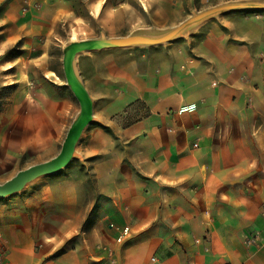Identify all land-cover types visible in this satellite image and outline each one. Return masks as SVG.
I'll list each match as a JSON object with an SVG mask.
<instances>
[{
  "label": "crops",
  "instance_id": "0c3cea01",
  "mask_svg": "<svg viewBox=\"0 0 264 264\" xmlns=\"http://www.w3.org/2000/svg\"><path fill=\"white\" fill-rule=\"evenodd\" d=\"M195 1L0 0V61L61 23L89 19L113 34L165 28ZM102 52L77 58L95 118L108 122L135 102L147 114L91 132L101 143L86 148L89 182L55 178L0 202L2 264H264V14H230L143 52ZM50 88L36 135L54 138L69 102L64 86Z\"/></svg>",
  "mask_w": 264,
  "mask_h": 264
},
{
  "label": "rangeland",
  "instance_id": "374dc122",
  "mask_svg": "<svg viewBox=\"0 0 264 264\" xmlns=\"http://www.w3.org/2000/svg\"><path fill=\"white\" fill-rule=\"evenodd\" d=\"M234 1V0H225ZM201 3L196 0L193 10H203ZM192 10V11H193ZM242 13L247 16L264 14V11H245L232 12L220 16L218 19L210 20L207 24L219 25L221 20L230 14ZM190 13L188 14V16ZM202 25V26H204ZM200 26L186 39L178 40L183 42L198 34L202 28ZM134 30V27L131 28ZM102 31L95 22L89 19L83 22L72 23L66 22L57 25L51 35L40 37L33 42L28 49L22 48V42L8 48L1 57L0 61V184L9 180L18 171L23 170L31 165L44 162L54 157L59 149L65 136L66 130L78 111V104L73 98L70 91L65 87L64 77L61 69V47L67 41H77L96 38ZM129 33L121 31L119 33H105L108 37L125 36ZM147 49H122L119 51L105 50L102 54L109 52L137 53ZM44 54L38 61L37 57ZM7 70H3L8 68ZM64 86L68 99V108L65 116V123L58 136L49 138L37 136L36 133L42 132L45 128L41 108L46 107L47 100L51 93L50 86ZM37 112V113H36ZM179 112V111H178ZM93 114L95 116L94 108ZM147 112L141 103H135L132 110H125L111 117L108 122H101L95 118V121L87 127L77 145V152L80 158L72 161L64 170L56 175L37 179L35 182L26 186L25 189L17 195L6 199H0V202L8 201L12 198L21 196L26 193L41 192L47 186V182L57 180L55 178L82 177L90 181V176L85 171L83 163H88L92 158H88L87 150L90 145L100 144L96 137L91 136L93 130L110 131L114 128H126L133 123L142 119ZM41 116V119L40 117ZM96 117V116H95ZM47 118H45V121ZM113 122L115 125H113ZM44 132V131H43ZM52 185V184H50ZM57 188V184L53 185ZM93 218H87L83 224L88 228L92 224Z\"/></svg>",
  "mask_w": 264,
  "mask_h": 264
},
{
  "label": "water",
  "instance_id": "95a60500",
  "mask_svg": "<svg viewBox=\"0 0 264 264\" xmlns=\"http://www.w3.org/2000/svg\"><path fill=\"white\" fill-rule=\"evenodd\" d=\"M264 11V0H234L203 10H193L190 15L175 26L165 28H139L125 36L108 37L103 31L96 38L67 41L61 47V69L64 85L78 104L58 153L41 163L18 171L9 180L0 184V199L20 194L26 186L37 179L56 175L72 161L80 158L77 145L83 132L95 121L94 100L87 91L81 77L77 58L79 56L105 50L149 49L166 46L169 43L186 39L204 23L218 19L232 12Z\"/></svg>",
  "mask_w": 264,
  "mask_h": 264
},
{
  "label": "built area",
  "instance_id": "2783aa9c",
  "mask_svg": "<svg viewBox=\"0 0 264 264\" xmlns=\"http://www.w3.org/2000/svg\"><path fill=\"white\" fill-rule=\"evenodd\" d=\"M193 109H194V106L183 107L179 110V113L192 111ZM110 227L112 228L113 226L110 225ZM128 231H129L128 227L121 229L120 230V238L126 237L129 233ZM255 240H256L255 237H250L249 239H247V244L253 245ZM151 261L153 262L154 259H151ZM2 263H3V260L0 258V264H2Z\"/></svg>",
  "mask_w": 264,
  "mask_h": 264
},
{
  "label": "trees",
  "instance_id": "16d2710c",
  "mask_svg": "<svg viewBox=\"0 0 264 264\" xmlns=\"http://www.w3.org/2000/svg\"><path fill=\"white\" fill-rule=\"evenodd\" d=\"M135 103H137V102H135ZM135 103H134V104H135ZM138 103H140V102H138ZM132 106H133V104L131 105V107H132ZM83 229H84V227H83ZM85 229H87V228H85ZM82 232H84V231H82Z\"/></svg>",
  "mask_w": 264,
  "mask_h": 264
}]
</instances>
